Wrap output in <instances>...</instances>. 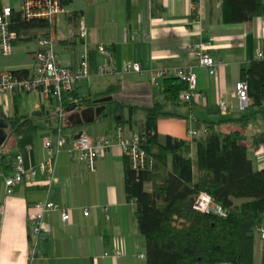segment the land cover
Masks as SVG:
<instances>
[{
	"label": "crops",
	"instance_id": "obj_1",
	"mask_svg": "<svg viewBox=\"0 0 264 264\" xmlns=\"http://www.w3.org/2000/svg\"><path fill=\"white\" fill-rule=\"evenodd\" d=\"M192 2L84 0L79 6L74 0L67 6V14L56 17L51 31L56 39L55 50L66 66L77 69L81 51L89 50L90 75L75 86L76 99L107 96L108 88L118 84V91L110 95L129 96L122 92L126 86L156 85L151 78V70L184 66L197 74L200 96L177 106L175 111L180 116H161L157 120L158 133L188 138L189 130L202 131L200 124L203 120L218 121L243 115L245 111L240 109L235 85L241 80L242 68L250 65L257 58V52L263 49L261 20L264 16L243 23L227 22L223 17V0H201L198 17L192 10ZM78 26L80 33L82 27L87 32L81 40L82 45L77 44ZM134 31L148 36L137 39ZM33 35V38L17 41L35 37L37 45L18 52L16 59L0 54V71H30L33 68L34 54L39 48L36 40L44 34L37 31ZM200 41L211 42L210 52L219 62L215 76L199 66L186 49L187 45ZM100 45L110 49L109 58L98 51ZM130 61L139 62L145 75L126 71V64ZM102 62L109 63L112 71L101 76L97 73V66ZM157 86V94L151 92L140 96H149L153 102L161 99L163 80ZM221 99L226 101L225 108L218 104ZM116 102L120 101L106 102L105 115L83 125H76V119L70 117L73 107L65 109L62 132L67 138L76 139L80 131L92 138H112V146L97 160L95 170L73 159L69 143L56 158V175L50 188L42 172L34 177H25L13 194L6 193L5 183L0 179V264H148L146 240L139 231L135 215L136 205L128 198L125 186L129 157L117 139L120 128L127 135L140 132L148 112L146 108L131 109L125 104L121 113L126 121L120 127L116 121ZM111 105L114 106L113 118L109 116ZM212 106L219 107L220 112L210 113ZM60 107L57 98L42 99L39 92L21 91L0 96V118H5L8 123V138L1 152L8 153V163L17 154L23 155L27 168L49 158L45 143L48 139L56 141L51 117ZM36 110L41 113L33 115ZM22 116L32 117L38 128L23 136H10L9 118ZM262 116L261 120L249 125L247 136L241 137L243 141L250 143L253 133L264 130V114ZM248 153L256 168H264V143L249 145ZM1 168H5L2 161ZM12 170L8 172L12 173ZM45 199L57 203L59 209L46 216L36 255L32 257L31 216L36 211L35 205ZM86 208L88 215L84 214ZM62 209H67L70 215L66 221L62 218ZM263 245L261 239L258 245L256 243L257 264L262 263ZM117 252H121V256H117Z\"/></svg>",
	"mask_w": 264,
	"mask_h": 264
},
{
	"label": "trees",
	"instance_id": "obj_2",
	"mask_svg": "<svg viewBox=\"0 0 264 264\" xmlns=\"http://www.w3.org/2000/svg\"><path fill=\"white\" fill-rule=\"evenodd\" d=\"M73 1L63 3L70 6ZM12 8V28L21 39L33 38V34L24 35L31 32L50 33V22L23 20L18 8ZM260 15L264 16V0H223L227 22L243 23ZM13 72L27 76L29 70ZM241 79L249 84L252 105L237 118L203 120L202 131L192 140L157 131L161 116H180L175 109L186 102L181 98L188 87L185 81L176 76L165 77L162 98L152 108H146L147 121L138 133L145 137L142 146L151 166L136 170L129 159L125 186L128 198L136 205L148 264H256L257 230L264 224V168L254 166L248 149L249 145L264 143V130L253 133L250 143L241 137L247 136L249 125L264 114V57L243 67ZM119 86H110L105 95L118 91ZM97 96L76 99L72 92L64 97L63 107L93 104ZM116 103V121L121 127L126 121L121 113L126 105ZM209 111L216 114L220 109L212 106ZM8 122L10 136H23L38 128L28 116L9 118ZM1 149L0 162L9 174L13 165L6 160L8 153ZM202 192L210 194L225 209V215L196 209L195 201Z\"/></svg>",
	"mask_w": 264,
	"mask_h": 264
},
{
	"label": "built area",
	"instance_id": "obj_3",
	"mask_svg": "<svg viewBox=\"0 0 264 264\" xmlns=\"http://www.w3.org/2000/svg\"><path fill=\"white\" fill-rule=\"evenodd\" d=\"M201 0H193L192 10L196 16L200 17ZM20 16L23 20H39L44 19L51 23V30L54 27L55 19L61 14H67L68 8L63 3V0H21L18 8ZM12 13L11 5H0V54L8 56L12 52V48L21 37L12 28ZM81 36L85 37L87 32L84 27L81 29ZM134 37L141 39L147 37L148 34H141L134 31ZM261 37L264 39V17L261 20ZM55 37L52 31L49 34L40 36L37 39L39 48L35 52V62L33 68L27 76L16 74L13 71H0V96L14 92H39L42 99L57 98L61 107L51 117V122L55 125L56 141L48 139L45 143L49 158L39 163V165L27 168L24 165V157L22 154H17L13 159L12 173L6 174L0 169V179H3L6 186V193L13 194L16 186L23 182L25 177H34L39 172L46 175L48 179V187L54 183L56 175V158L66 144H71L69 152L73 159L77 162L84 163L90 170H95L97 160L104 156L112 146V138L109 136H101L92 138L86 134H82L79 138H67L63 130V117L65 109L63 107V99L65 96L72 93L75 86L90 75L89 50L84 49L80 53L79 66L77 69H72L66 66L59 54L55 50ZM211 42L200 41L186 46V49L194 56L199 66L205 68L209 75L215 76L218 74L219 62L212 56ZM98 51L106 57H110L111 51L104 45L98 47ZM264 57L263 50L257 52V58ZM112 71L109 63L102 62L97 66L99 75H107ZM126 71L135 72L141 76L145 75V70L137 61H130L126 64ZM151 78L156 85L167 76H176L185 81L188 85L187 89L181 94L184 101L197 100L200 92L197 86V74L190 68L184 66H168L160 67L151 70ZM237 98L241 110H246L252 105V98L249 94V84L246 80H239L235 85ZM72 98V97H70ZM221 108L226 107V101L221 99L218 102ZM197 130H189L187 137L194 139L199 135ZM117 139L126 154L128 155L131 165L136 170L146 169L151 166V162L147 156L146 150L142 144L145 137L139 133L127 135L123 128L119 129ZM36 211L31 216V234L33 237L32 257L36 255L37 247L40 241V236L43 232V223L46 216L54 210L59 209V205L49 199L39 201L35 205ZM195 208L200 211L213 212L220 215H225V209L218 203L214 202L210 194L202 192L195 201ZM84 214L88 215L89 210L84 209ZM70 217L67 209H62L63 220H68ZM257 234L264 242V224L261 225ZM117 256H121V252H117ZM142 257L145 254H141ZM227 264V263H218Z\"/></svg>",
	"mask_w": 264,
	"mask_h": 264
},
{
	"label": "water",
	"instance_id": "obj_4",
	"mask_svg": "<svg viewBox=\"0 0 264 264\" xmlns=\"http://www.w3.org/2000/svg\"><path fill=\"white\" fill-rule=\"evenodd\" d=\"M127 87V88H126ZM123 89V93L128 94L125 95H107L101 98H98L94 101L93 104L88 105H78L71 108L73 113L71 114V118H75L76 125H83L86 123H91L96 120L97 117L101 116L106 108V102L117 100L122 102L123 104H127L135 107L142 108H152L154 102L152 98L149 96H140L142 94H149L153 92L154 94L158 93V86H151L150 83L137 84L134 86H126ZM40 110H36L33 112V115L40 114ZM8 127L7 120L5 118H0V148L8 138V132L6 128ZM83 134V131H80L75 138H79Z\"/></svg>",
	"mask_w": 264,
	"mask_h": 264
},
{
	"label": "rangeland",
	"instance_id": "obj_5",
	"mask_svg": "<svg viewBox=\"0 0 264 264\" xmlns=\"http://www.w3.org/2000/svg\"><path fill=\"white\" fill-rule=\"evenodd\" d=\"M1 3H9L11 6H13V7H15V8H19L20 7V4H21V0H0V4ZM84 3V0H76V5H81V4H83ZM74 6V5H73ZM79 30H80V28H79V26H78V28H77V35H76V39H77V44L78 45H82V43H81V40H82V38L84 37H81V36H79V34H80V32H79ZM35 32H31V33H28V34H24V35H29V34H34ZM60 33V32H59ZM63 34V33H62ZM36 38L34 37V39L33 40H23V41H19V42H17V43H15L14 44V46H13V48H12V52H11V54H10V56H9V58H13L12 60H14V59H16L17 58V53L18 52H25L27 49H28V47H31V48H33L34 46H36L37 44H36V42L34 41ZM37 41V40H36ZM72 51H74V49H71ZM113 108H114V106L113 105H111L110 106V108H109V116H111V118H113L114 117V114H113ZM252 108V107H251ZM65 130H68V128H65ZM240 201H241V199H240ZM260 237L258 236V234H257V236H256V243H257V245H258V242L260 241V239H259ZM257 256H258V252H257V254H256V261H257ZM256 264H257V262H256Z\"/></svg>",
	"mask_w": 264,
	"mask_h": 264
}]
</instances>
